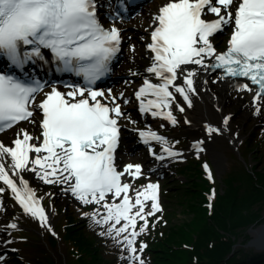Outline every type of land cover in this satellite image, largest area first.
Instances as JSON below:
<instances>
[{
	"label": "snow or ice",
	"instance_id": "6c2138e0",
	"mask_svg": "<svg viewBox=\"0 0 264 264\" xmlns=\"http://www.w3.org/2000/svg\"><path fill=\"white\" fill-rule=\"evenodd\" d=\"M97 7V0H0V58L23 72L25 64H34L37 59L45 61L42 50L48 49L53 59L62 64L58 71L82 74L89 85L94 84L110 70V61L119 52L121 43L120 29L106 28L100 22ZM209 14L215 19H207ZM154 22L157 26L151 33L152 43L147 46L154 56L147 71L162 82L154 84L145 80L136 92L141 111H151L153 116L163 115L177 123L171 111L159 110L170 108L176 101L175 94L191 106L198 70H188L189 65L200 66L205 71L223 70L221 79L247 78L257 87L242 83L238 88L254 92L257 110L264 104V0H169L159 8ZM227 27H232L229 46L226 51L218 52L212 39ZM24 46H31L30 50ZM209 58L211 63L207 62ZM181 75L183 85H177ZM43 87L38 79L26 83L14 72L0 71V131L20 121L34 123L36 109L43 115L39 136L22 130L14 146L0 142V181L11 189L24 210L42 223L47 220V214L39 206L34 189L23 179L25 171L36 173L48 184L67 183V190L86 204H100L109 193L117 198L124 193L122 202L103 204L107 213L102 222L114 221L109 235L113 230L119 235L129 227L133 229L125 240L132 254L129 258L135 260L137 217L145 221L140 227L143 232L147 228V216L160 210L156 202L158 185L148 184L143 192L138 191L133 203L127 195L131 186L121 183L124 173L114 164L119 142L117 117L123 115L120 105L109 107L102 103L98 97L105 93L90 87L73 88L65 93L55 86L36 103V95ZM170 88H174L175 94ZM148 94L155 99L145 104L143 97ZM112 99L115 101L116 97ZM179 110L182 112L184 108ZM219 131L208 128L209 133ZM140 135L147 138L145 142L151 139L167 143L164 137L150 130ZM164 150L169 155L177 154L170 147ZM125 171L137 176L141 166L129 164ZM4 191L0 187V193ZM149 200L153 201L152 211L145 213V202ZM121 221L123 225L116 228Z\"/></svg>",
	"mask_w": 264,
	"mask_h": 264
},
{
	"label": "rangeland",
	"instance_id": "374dc122",
	"mask_svg": "<svg viewBox=\"0 0 264 264\" xmlns=\"http://www.w3.org/2000/svg\"><path fill=\"white\" fill-rule=\"evenodd\" d=\"M164 2V0H159L149 3L146 11L152 14L155 13L156 16L159 7ZM150 5L153 7H150ZM112 15L115 16V12H113ZM129 19L131 20V23L126 31L123 26L120 25V27L123 31L124 37L130 36L136 44L135 48H131V45L130 47L125 45L124 56L117 67L119 68L117 73L119 72L122 77V92L129 95L127 100L124 102V99L122 103L124 114L121 117V122L125 129L129 128L131 132L125 130L126 132L123 133V142L119 157L122 163L132 161L140 164L143 171V176L137 179H134L131 174L127 176L128 179L132 180V193L136 191L142 192L145 186L151 184L153 180L158 179L161 181L162 189L159 203H161L163 207L160 212L147 216V228L143 232H140V227L145 221L137 217L135 228V231L139 233L138 240L135 241L137 255L145 248L143 239L147 238L151 231H155V233L158 231V236L162 237L161 235H164L169 227L174 226L173 230H175L188 222H191L193 226H196L197 223H199L198 220H196L197 215H195L193 211H186V205L178 203V198L173 197L174 193L178 191L180 187L179 181L183 177L177 173V168L182 166L181 161L186 163L188 158H197L201 164H204L205 161L213 163L212 173L215 179L210 180L212 185L208 191V195H210L211 199L206 203V205L209 204L210 209L214 207L218 193L226 187L224 179L229 172L231 175L238 174L239 172L244 171V169L249 172H264V114L256 119L246 121L243 129L244 137L239 140L237 144H235L223 130L218 133L213 132L215 133L213 135L216 138L218 137L220 139L219 141L222 142L219 146L224 151L223 160L220 163L218 162V164H216L210 154L208 144L204 145V152L192 150L196 130L194 128H189L185 112H181L177 104H175L172 109L177 111L179 115L177 124L169 125L163 121H151L149 114L146 117L141 116L137 109L140 106L141 101L136 95L132 96V94H136V92L144 86V81L151 77V73L148 72L147 69L152 65L153 55L148 51L147 45L153 27H150L149 32L148 30H144L141 18L130 17ZM230 31V28H225L223 33L212 39L217 50L221 51L226 46ZM208 61H210V58ZM110 99H112V96L107 94V100ZM233 113H235L233 116V124L235 127H238L240 126L242 118L235 111H233ZM33 119L35 121L34 123L32 120H28L6 134H1L0 138H3L7 145L13 144L14 140L22 130H27V128L32 127V125L37 126V120L39 118L35 115ZM147 129L159 131L167 143L160 141L158 144H154L148 149H138L133 154L124 152L126 146L132 141L125 135L130 133V137L135 143L138 141L140 131ZM165 145H169L179 151H185L187 154L182 155L178 161L177 159L173 160L171 162V167L166 168L169 171H166V174L162 178H158L154 173H149V166H151L152 163L151 161H148V157H150L149 153L154 150V148L156 153L161 154ZM136 154L138 157L143 156L144 158L136 159V157H134ZM23 176L34 186L35 191L37 192L36 195L40 198L43 207L48 213H50V215H52V227H46V229H43L40 225L41 223L39 219L26 212L11 189L0 181V187L5 188V191L0 193V264H13L14 256L19 255L24 259H29L31 261H37V258H49L51 256L57 260L58 264H67L70 254L68 252L69 245L64 234V229L68 225L78 226L79 228H82V230H86L88 233L101 239L102 243L108 245V251L105 254L107 256L114 254V257L121 260L120 251L123 249H125L126 254L129 256L131 255L130 250L126 247L127 241L125 240V237H130L131 228L119 235L113 230L111 235H109V227L114 221H110L107 224L102 222L103 216L107 213L103 204L105 202L109 204L113 202L116 203L117 201L113 195H109L105 201H102L100 204L94 202L84 204L73 193L68 195L63 194L60 191V188L64 186V183L48 184L40 179L39 175L31 171H25ZM183 179L185 178L183 177ZM257 181L258 180L255 182ZM236 183H240V181L237 180ZM245 185L246 183L244 186ZM170 197L171 199L173 198V201H170ZM151 204L152 201L150 200L145 202V213L152 211ZM255 208L259 209L260 213L263 215V222L254 224L264 223V203L257 204ZM169 210H172L174 213L167 215L166 212ZM135 211L136 209L134 208L133 213ZM150 217L152 221L151 223L148 221V218ZM163 220L167 222L163 223ZM97 221L101 222L98 223ZM123 222L124 221H121V224L116 225V228H120L123 225ZM13 224L16 225L15 228L11 227ZM153 226L155 227L153 228ZM23 230L35 232L40 237L39 239H30L26 237L16 238L15 235L22 236L21 234ZM161 231L162 233H160ZM52 235L55 236L56 241H51V243L50 239L52 238ZM243 240L244 238H242V242L240 241L241 243L238 244H242L239 246L246 247V243H244ZM171 244L173 246H178L174 243ZM182 247L189 250L192 245L185 242ZM146 257L148 263L152 264L149 253H147ZM141 260L143 261L142 257L137 258L135 263L140 264ZM143 264H146L145 260Z\"/></svg>",
	"mask_w": 264,
	"mask_h": 264
},
{
	"label": "trees",
	"instance_id": "16d2710c",
	"mask_svg": "<svg viewBox=\"0 0 264 264\" xmlns=\"http://www.w3.org/2000/svg\"><path fill=\"white\" fill-rule=\"evenodd\" d=\"M179 173L185 179H180V187L173 197L178 198V203L186 205V211H193L199 223L193 226L188 222L175 230L174 226L169 227L162 237L158 236V231L149 235L150 246L146 253H149L152 264H264V251L236 247L242 238L244 243L250 240L248 230L254 223L263 222V215L255 206L264 203V172L245 169L235 175L229 172L224 179L226 187L218 193L212 209L209 204L206 205L211 199L208 191L212 183L200 161L190 160L179 168ZM237 180L240 183H236ZM170 201L173 198L170 197ZM173 213L172 210L166 212L167 215ZM64 234L70 254L67 264H124L114 254L105 255L108 245L86 230L68 225ZM22 237L39 239L40 236L25 230ZM51 241H56L54 235ZM185 242L192 245L189 250L182 247ZM36 263L58 264L51 256L31 261L19 255L13 260V264Z\"/></svg>",
	"mask_w": 264,
	"mask_h": 264
},
{
	"label": "bare ground",
	"instance_id": "6f19581e",
	"mask_svg": "<svg viewBox=\"0 0 264 264\" xmlns=\"http://www.w3.org/2000/svg\"><path fill=\"white\" fill-rule=\"evenodd\" d=\"M107 0H104L103 4V10L108 12H114V6L109 3L106 4ZM109 2H112L113 0H108ZM111 5V6H110ZM150 7H153L150 5ZM155 13H148L147 11L141 12L137 17L141 18L143 28L144 30L150 31V27L154 26V16ZM136 18V17H135ZM121 26H123L126 29L129 28V24L131 23V20L128 18H124L123 21H116ZM125 43L126 46L131 45V48H135V41L130 37H125ZM210 63V62H208ZM188 70L191 69H197L198 75L194 77V87L196 91L194 93H191V106H188L187 101L183 99V97L179 94H175L174 88H172L171 91L174 92L176 96V101L171 105L170 108L164 107L165 109H172V107L177 104H183L187 106L185 111L186 119L192 122V125L190 128H194L195 135H194V141H200L201 145L199 147L192 146L193 151H199L201 150V147H203L206 143L209 145L210 148V154L212 155L214 161L216 164L218 162L220 163L223 160V149L219 146L222 144L220 139L216 138L213 134L215 133H209L208 128H218L220 129V132L222 130L224 131L227 136H229L232 141L237 144L239 140H241L243 135V129L246 121L250 119H256L257 117L264 114V104H262L257 110V102L254 99V92H249L247 90L241 91L238 88L239 84L242 83H249L250 82L246 79H238V78H227V79H221L222 77V71L220 70H203L200 68V66H194L189 65L187 66ZM151 83H161V79L157 76H155L153 73H151V77L148 79ZM129 84V83H128ZM177 85H183V76L181 75L177 81ZM120 87L122 86L119 84ZM251 85V84H250ZM252 86V85H251ZM254 89L255 87L252 86ZM111 95L113 97H116V101L121 102L122 99L128 98V95H124L123 92L119 89V87H114L112 90L110 88ZM122 94V95H121ZM132 96H135V94H132ZM155 99L154 96L151 94L146 95L143 97V100L145 104L148 100ZM140 100V99H139ZM235 111L238 113V115L242 118L240 126L235 127L233 124V116ZM187 113V114H186ZM225 120H227V123H225ZM127 131L131 132L129 128L126 129ZM40 125L37 126L28 127L27 132L31 135H37L40 134ZM218 133V132H217ZM217 136V135H216ZM126 137L130 138L131 143L128 144L126 147V152L131 153L133 149V139L130 137V133L126 134ZM22 138V136L20 137ZM0 142H3L5 146H14V144L6 145L3 138H0ZM209 142V143H208ZM172 152H175L174 150H171ZM177 153V152H175ZM184 154H187V152L184 151ZM165 160H170L174 158L175 155H169L168 152L164 151V154L161 155ZM24 173V172H23ZM22 173V177H23ZM15 177V174H12ZM66 175V174H65ZM24 179V177H23ZM25 180V179H24ZM32 189H34L32 186H30ZM69 185L67 183H64V186L60 188V191L63 194H72L71 191H68ZM36 197V196H35ZM39 200V206L43 207L41 205V200L36 197ZM44 208V207H43ZM46 214H47V220L45 222H41L40 225L43 227V229H46V227L51 228L52 227V215L47 212V210L44 208Z\"/></svg>",
	"mask_w": 264,
	"mask_h": 264
},
{
	"label": "water",
	"instance_id": "95a60500",
	"mask_svg": "<svg viewBox=\"0 0 264 264\" xmlns=\"http://www.w3.org/2000/svg\"><path fill=\"white\" fill-rule=\"evenodd\" d=\"M251 238L250 240L245 244L248 248H254L255 250L259 252L264 251V223L262 224H254L252 227L248 230ZM242 244L236 245L239 246Z\"/></svg>",
	"mask_w": 264,
	"mask_h": 264
}]
</instances>
